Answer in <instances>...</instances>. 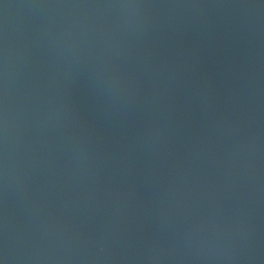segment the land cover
<instances>
[{"label":"water","instance_id":"obj_1","mask_svg":"<svg viewBox=\"0 0 264 264\" xmlns=\"http://www.w3.org/2000/svg\"><path fill=\"white\" fill-rule=\"evenodd\" d=\"M0 264H264V0H0Z\"/></svg>","mask_w":264,"mask_h":264}]
</instances>
